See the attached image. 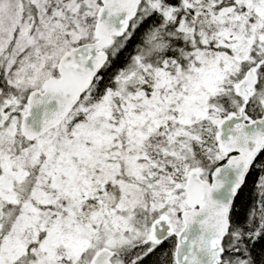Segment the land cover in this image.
<instances>
[{"label":"snow or ice","instance_id":"snow-or-ice-1","mask_svg":"<svg viewBox=\"0 0 264 264\" xmlns=\"http://www.w3.org/2000/svg\"><path fill=\"white\" fill-rule=\"evenodd\" d=\"M0 264H264V0H0Z\"/></svg>","mask_w":264,"mask_h":264}]
</instances>
